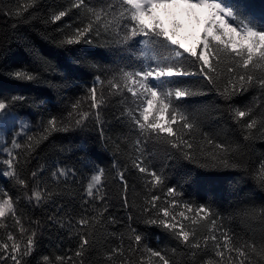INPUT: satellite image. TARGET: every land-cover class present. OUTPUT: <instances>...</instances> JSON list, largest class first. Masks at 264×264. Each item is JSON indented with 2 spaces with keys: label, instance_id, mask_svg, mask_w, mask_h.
Here are the masks:
<instances>
[{
  "label": "snow or ice",
  "instance_id": "snow-or-ice-1",
  "mask_svg": "<svg viewBox=\"0 0 264 264\" xmlns=\"http://www.w3.org/2000/svg\"><path fill=\"white\" fill-rule=\"evenodd\" d=\"M36 3L37 0H30V3L23 6V11H28ZM73 10H80L87 23L83 27H77L72 36H65L58 42L59 45L71 46L81 42L92 44L91 36L94 34L98 39L113 40L128 54L130 67H120L106 81L100 76L95 79L98 84L106 87L107 96L128 93L137 105L135 109H123L116 119L123 120L127 117L132 126L136 138L130 144L132 155L129 159L132 168L141 174L140 179L145 186H150V192L164 186L166 176L153 166L155 151L149 145H160L164 151L174 149L178 154L177 158L201 167L236 170L243 167L253 183L264 190V158L254 165H241L237 159L243 155L242 148H249L257 138L264 139V21L233 0H71L67 8L51 16V22L60 21ZM22 14L19 9L15 11L17 17ZM185 53L200 62L199 74L214 87V75L219 77L224 72L228 74L224 88L217 89V92L229 109V118L241 129L242 139L236 143L219 142L207 133L203 134V141L209 146V151L205 153L204 145L201 144L200 157L194 153L193 133L199 127L197 117L183 104L176 103L203 94L187 87L186 81L178 79L198 74L183 67L181 60L186 59ZM220 65H224V68H219ZM5 74L8 79L21 83L33 82L39 78L38 74L20 70L7 71ZM250 90H256L259 95L254 96L248 104L240 107L231 103L236 96ZM88 98L91 100L89 107L95 109V112L82 110L80 101H76L71 105L72 110L67 113L66 119L50 116L46 122H42L41 130L27 136L26 145H22L14 137L11 149H5L8 159L3 163L7 168L0 175L15 179L21 188H28L27 181L18 176L17 164L20 161L12 149L26 147L30 154L35 146L53 133L83 129L90 118L99 129L98 139L104 141V147H108L110 138L104 134L101 116V110L106 106L105 91L92 86L88 90ZM24 99L23 96H12L7 100L0 98V124L14 120L11 110ZM27 127L24 124L21 132L15 136L18 137ZM112 143L115 150L119 151L125 141ZM81 151H86V147ZM92 167L94 174H91L82 193V214L75 224L71 218L68 219V226L79 225V243L74 252L79 264H86L84 257L94 243L92 230L101 223L107 211L106 202L97 207L98 202L105 199L101 183L104 169L95 165ZM51 175L57 182L60 178H64L65 182L69 179L75 181L76 170L57 168ZM37 176L36 171L31 172L34 180ZM117 176L123 187L124 206L127 207V177L124 171H118ZM45 194L48 197L53 195L46 188H33L29 202L34 199L35 206L38 207L45 200ZM164 194L170 199L164 201L166 206L163 207L157 205V201L161 200L159 195H152L145 200L143 222L170 233L180 245L190 250L191 257L207 251L211 242L214 256L218 259L208 260L205 264H264V238L259 242L238 238L225 227V217L212 207L203 204L193 206L191 203L178 201L176 198L182 193L174 186H168ZM16 203L6 190L0 195V228L6 227L4 221L11 216L19 232V237L12 232L7 233L10 244L0 242V262L10 260L12 264H25L24 258L30 256L37 246V231L29 232L25 227L17 214ZM89 204L97 207L98 215H87L88 209L84 206ZM153 209L154 214L146 215L152 213ZM235 215L264 221V207H244L237 210ZM59 219L57 218L58 221ZM128 219L131 220L132 216L129 215ZM183 221H190V225H185ZM112 222L115 223V220ZM65 226L60 223V227ZM201 227L204 231L198 236V228ZM131 233L128 239L132 244L128 246L127 253L122 237L119 246L104 253V259L109 264H116V258H120L119 264H172L161 250L146 245L141 248L142 236L135 229H131ZM138 252L141 253L138 261L130 258ZM172 252L175 254L176 249L173 248ZM42 261L43 264H75L73 255L63 254H56L54 259L45 255Z\"/></svg>",
  "mask_w": 264,
  "mask_h": 264
},
{
  "label": "trees",
  "instance_id": "trees-1",
  "mask_svg": "<svg viewBox=\"0 0 264 264\" xmlns=\"http://www.w3.org/2000/svg\"><path fill=\"white\" fill-rule=\"evenodd\" d=\"M70 2L71 0H37L33 7L24 12L23 6L30 3V0H0V98L7 100L12 96L25 97L11 110L15 117L28 125L19 135L18 142L26 145L27 136L41 130L42 122H46L50 116L66 119L67 113L72 110L71 105L76 101H80L82 110L95 112V109L89 107L91 100L88 98V90L92 86L105 91L106 106L101 110L102 127L105 136L110 138L108 147H104V141L98 139L99 129L90 118L83 129L53 133L47 140L35 146L30 154L26 147L14 149L13 152L20 161L17 164L18 176L27 181L28 188H21L15 179L0 175V195L6 190L17 201V214L25 227L29 232L37 231V246L30 256L24 258L25 264H43V256L48 255L54 259L56 254L73 255L75 264H79L74 257L79 243V225L68 226V219L71 218L75 224L82 214V193L91 174H94L93 165L104 169L101 183L105 199L99 201L97 207L106 202L107 211L101 223L92 230L94 243L84 257L86 264H109L104 259V253L119 246L121 237L127 253L128 246L132 244L128 239L132 234L131 229H135L142 236L141 248L146 245L161 250L172 264H205L208 260H217L211 242L207 251L200 252L193 258L189 254L190 250L180 245L170 233L143 222L145 200L152 195H159L161 200L157 201L158 207L166 206L164 201L170 199L164 194L168 186H174L182 193L176 198L182 203L212 207L225 217V227L238 238L244 237L257 242L264 238V221L235 215L237 210L244 207H264V190L253 183L243 167L240 170L201 167L177 158L178 154L174 149L164 151L160 145H149L155 151L153 166L157 171H163L166 176L164 186L149 191L150 186H145L140 179L141 174L132 168L129 159L132 155L130 144L136 138L132 126L127 117L123 120L116 119L123 109H135L137 105L128 93L107 96L106 87L98 84L95 79L100 76L106 81L120 67H130L128 54L113 40L98 39L94 34L91 36L92 44L81 42L71 46L59 45L58 42L65 36H72L77 27H83L87 23L80 10H73L56 23L51 22V16L67 8ZM233 2L244 5L248 11L264 21V0ZM17 9L23 12L22 16L15 15ZM9 12L13 14H7ZM136 50L139 51V48ZM185 57L186 59L181 60L185 70L198 74L178 79L186 81L187 87L203 94L176 103L183 104L197 117L199 127L193 133L194 153L200 157L201 144L204 145L205 153L209 151V146L203 141V134L207 133L219 142L236 143L242 139L241 129L229 118V109L217 92V89L224 88L228 74L224 72L219 77L213 74L216 82L214 87L199 74L200 62L187 53ZM219 68H224V65ZM15 70L38 74L39 78L23 83L8 79L5 73ZM258 95L256 90H250L236 96L231 103L243 107ZM113 141L125 143L116 151ZM85 147L86 151H81ZM242 152L243 155L237 157L241 165H254L264 158V139H255L249 148H242ZM57 168L75 169V181L69 179L65 182L64 178H60L59 182L54 180L51 173ZM33 171L38 173L35 180L31 177ZM118 171H124L127 177V207L124 206L123 187L117 176ZM36 187L40 190L46 188L53 193L51 197L45 194V200L38 207L35 206L34 199L29 202L31 190ZM84 207L88 209L89 217L98 215L97 207L92 204ZM179 210L182 209H174ZM154 212L155 209L146 215ZM129 215L132 216L131 220L128 219ZM57 218H60L59 221ZM113 219L115 223L112 222ZM4 223L6 227L0 228V242L10 244L7 233L12 232L19 237V232L11 216ZM60 223L66 226L62 228ZM183 223L190 225V221ZM203 231L202 227L198 228V236ZM173 248L176 249L175 254L172 252ZM140 255L138 252L130 258L138 261ZM119 259L116 258V264H119ZM0 264L12 262L9 260Z\"/></svg>",
  "mask_w": 264,
  "mask_h": 264
},
{
  "label": "rangeland",
  "instance_id": "rangeland-1",
  "mask_svg": "<svg viewBox=\"0 0 264 264\" xmlns=\"http://www.w3.org/2000/svg\"><path fill=\"white\" fill-rule=\"evenodd\" d=\"M13 117L14 120L10 119L3 124H0V172L7 168V165L3 163L5 159H8L5 149H11V140L14 137L18 140L19 136L16 137L15 134L21 132L22 126L27 124L25 121L18 119L14 115ZM12 151H14V149H12Z\"/></svg>",
  "mask_w": 264,
  "mask_h": 264
}]
</instances>
